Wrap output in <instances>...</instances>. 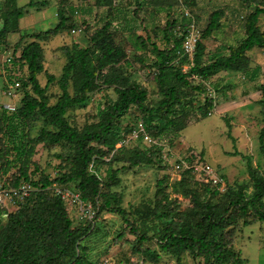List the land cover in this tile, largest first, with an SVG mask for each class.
I'll use <instances>...</instances> for the list:
<instances>
[{
	"label": "trees",
	"instance_id": "obj_1",
	"mask_svg": "<svg viewBox=\"0 0 264 264\" xmlns=\"http://www.w3.org/2000/svg\"><path fill=\"white\" fill-rule=\"evenodd\" d=\"M240 1L254 4L245 22V36L238 44L228 46V53L216 52L203 62L206 52L203 39L221 29L222 18L225 16L223 9H216L196 42L192 66L187 72L178 68L175 62L181 55L188 56L184 52L183 43L189 34L191 18L184 15L188 22L180 24L178 32L175 30L178 20L172 17L167 21L164 27L166 45L163 48L155 42L152 45L155 59L151 67L157 69V80L163 95L154 106L148 104V89L128 74L127 68L132 63L126 49L116 41L110 22L94 32L91 46L64 47L67 62L58 80L62 93L55 104H50L47 93L50 84L55 81V75H48L45 86L39 81V75L45 70L44 49L40 40L58 34L65 28L68 18L60 14V22L55 27L32 35L35 40L23 46L20 56L14 51L12 55L17 58L14 62L20 65L22 71L21 91L24 89L21 107L16 112L23 119L43 116L47 120V127H42L35 136L22 128L18 135L17 130L12 127L14 112L0 110V179L16 168L11 186H18L22 180H27L38 187L26 200L24 209L10 214L7 225L0 222V264H57L63 260L64 264H97L90 258L88 246L81 241L94 222H90L88 226L74 227L66 203L48 189L53 183L64 186L76 183L82 199L93 205L97 215L104 211L121 215L138 235L140 242L152 239L148 231L155 230L160 248L176 256L178 264L183 252L203 257L205 264H245L240 252L235 251L229 243L228 228L236 220L232 208H237L245 217V225L250 224L252 219L264 221V169L254 167L251 158L238 149L235 148L231 155L247 158L252 192L248 193L243 186L228 190L227 183L228 188L224 192L227 200L222 204L215 203L207 194L215 197L221 195L220 191L210 184H201L205 191L202 196L197 189L191 188L190 179H194L192 170L185 169L181 180L173 184L172 188L177 193L191 194L193 207L179 213V218L169 208L161 210L160 203L145 202L132 206L130 210L122 207L121 193L102 190L103 185L110 188L119 183L118 170L110 168L107 172L108 180L100 176L101 166L106 163L104 158L117 149L122 133H129L135 127L130 124L123 127L121 124L122 118L133 106L142 112L139 120H144L147 130L154 137L161 138L170 131L180 132L188 125L187 105L193 106L195 102L188 89L203 90L201 85L192 84L191 77L208 80L222 71H243L249 67L248 52L255 47L264 46V30L259 24L260 17L264 14V0ZM182 2L185 7L198 4L197 0ZM48 4V0H29L24 6H19L17 0H4L0 12V45L9 34L20 31V20L26 15V9L46 7ZM24 36L26 35H22L23 38ZM142 47H148L144 41ZM139 60L144 61L142 57ZM4 66L3 63V69ZM30 84L33 94L28 91ZM103 86L114 87L116 98H109L105 105L99 107L96 121L87 123L82 128L72 125L66 117L68 110L86 103L90 94L101 90ZM71 87L73 91L70 90ZM261 92L264 123V83ZM215 103L213 97H205L197 107L201 112V119L213 114ZM5 130L8 132L7 136ZM61 142L69 144L75 150V154L65 164L66 171L54 179L44 177L40 180L41 183L33 181L30 166L35 164L33 158L36 146L39 143L54 145ZM259 142L264 155V124L260 130ZM133 145L140 148L135 149V158L131 159L133 165L153 162L154 145L149 148ZM220 175L225 178L223 173ZM164 184L165 180H160V186ZM157 199H168L164 188L160 187ZM131 215H135L136 220L144 227L135 225ZM156 221L159 223H155ZM149 223L154 225L151 227ZM122 235L123 233L120 236Z\"/></svg>",
	"mask_w": 264,
	"mask_h": 264
},
{
	"label": "rangeland",
	"instance_id": "obj_2",
	"mask_svg": "<svg viewBox=\"0 0 264 264\" xmlns=\"http://www.w3.org/2000/svg\"><path fill=\"white\" fill-rule=\"evenodd\" d=\"M17 1L19 6H24L29 0ZM197 1L196 6L185 7L182 0H48L46 7L26 9V15L20 20L23 25L20 31L9 34V38L0 45V103L12 101L3 94L7 76L2 66L6 55L15 51V54L20 56L23 46L35 40L32 35L55 27L60 22V14H63L68 18L65 28L48 39L40 40L44 49L45 70L39 75V81L45 86L49 74L56 77L47 92L50 104H55L62 93L58 80L67 62L64 47L91 46L94 32L110 22L116 41L126 49L132 63L127 68L128 74L148 89V104L156 105L163 95L157 80V69L151 67L155 59L152 45L154 42L161 48L166 45L164 27L168 20L172 17L178 20L175 28L178 32L182 23L191 18L184 16L185 10H189L195 19V34L200 38L212 12L220 8L225 11L221 29L203 39L206 45L203 62L216 52L228 53V46L238 44L245 36V22L254 8L253 3L249 5L240 0ZM3 3L4 0H0V12ZM259 24L264 30V14L261 15ZM1 26L0 19V28ZM74 28L82 30L76 34L73 33ZM22 35L26 36L23 38ZM142 41L147 44V48L142 47ZM193 54L194 52L188 56L181 55L175 62L176 66L187 72L192 66ZM248 55L250 64L243 71H222L208 80L195 76L190 78L193 85H201L203 90L188 89L189 95L195 98L193 106L187 105L186 108L188 125L180 132L170 131L161 137L159 144L152 148L155 149L152 163L133 165L131 159L135 158V149L140 148L133 144L120 146L117 143V149L104 158L106 163L101 166L100 176L108 180L107 172L112 168L118 170L117 177L120 180L110 188L103 185L102 190L121 193V206L128 210L145 202L160 203L161 210L169 208L173 210L175 217L179 218V213L193 207V198L191 194L173 191L172 185L180 181L184 173V167L177 169L175 165L178 159L198 152L224 174L229 183L228 190L243 186L251 193L253 186L247 158L231 155L236 148L251 158L254 167L264 169V155L259 142L260 130L264 124L260 103L261 87L264 83V46L255 47ZM140 57L144 61L139 60ZM70 90L73 91V88ZM28 91L34 93L32 84L28 86ZM21 94L23 97V88ZM207 95L213 97L216 103L213 114L201 119V112L197 107ZM116 96L114 87L103 86L101 90L90 94L86 103L70 108L66 117L72 125L82 128L85 124L96 121L99 107L105 105L109 98ZM141 117L142 112L133 106L122 118L121 124L123 127L129 124L134 127ZM13 118L12 127L17 130L18 135L21 134L22 128L31 136H35L42 127H47V120L43 116L23 119L19 112H14ZM5 133L7 136L6 130ZM124 134L127 133L123 132L122 136ZM138 145L143 148L153 146L144 142ZM74 154L75 150L65 142L54 145L39 143L33 158L35 164L30 166L32 180L41 183L40 180L44 177L54 179L59 176L66 171L65 164ZM16 171L17 169L13 168L5 174L0 179V186H9ZM163 179L165 184L160 186V180ZM195 179H190L191 188L197 189L204 196V186L201 185L203 182L199 183ZM34 187L38 188L35 185ZM67 187L78 191L76 183ZM160 187L164 188L168 199L158 201L157 193ZM207 197L218 204L227 200L226 193L215 197L207 194ZM27 199L18 200L8 208L0 209V222L7 225L10 214L24 209ZM99 200L101 201V198ZM66 205L74 227L90 224L91 220L82 217L78 207ZM232 211L236 217L234 225L228 228L232 248L240 252L245 264H264V221L252 219L250 224L245 225V217L238 209L232 208ZM136 219L135 215H131L135 225L143 228V224ZM93 222L89 233L83 235L81 241L88 246L90 258L97 264H103L107 259L114 264H178L176 256L160 248L155 237L156 231L153 229L148 231L152 239L140 242L138 235L131 230L121 215L104 211L96 214ZM148 225L152 227L154 224ZM64 262L63 260L57 264ZM179 264H205V259L183 252Z\"/></svg>",
	"mask_w": 264,
	"mask_h": 264
},
{
	"label": "built area",
	"instance_id": "obj_3",
	"mask_svg": "<svg viewBox=\"0 0 264 264\" xmlns=\"http://www.w3.org/2000/svg\"><path fill=\"white\" fill-rule=\"evenodd\" d=\"M185 15L191 17V24L189 25V34L187 35L183 48L184 52L191 55L195 50V45L199 39L195 34V19L189 10H185ZM193 18V19H192ZM82 29L74 28L73 33H80ZM10 52L4 60V74L7 76L6 84L3 90V94L11 98V102L0 103V110H8L9 112H16L21 107L22 94H21V76L22 71L19 64H15L17 59ZM19 56V55H18ZM161 138L154 137L146 127L143 119L139 120L136 126L127 134H124L118 144L120 146L129 144H139L144 142L150 145L159 144ZM186 158L178 159L175 167L177 169L184 167L185 169H191L193 177L196 181L203 182V184H210L216 187L221 193L226 192L228 184L224 177L220 175V172L212 166L208 160H206L198 152H192ZM53 194L60 196L66 204L72 207H78L81 211V216L86 217L93 222L96 211L91 203H88L82 199L79 191H73L70 187L53 183L49 188ZM37 188L33 183L27 180H22L18 186H0V209L8 208L10 205L15 204L18 200H25L30 197ZM103 264H114L110 260H105Z\"/></svg>",
	"mask_w": 264,
	"mask_h": 264
},
{
	"label": "crops",
	"instance_id": "obj_4",
	"mask_svg": "<svg viewBox=\"0 0 264 264\" xmlns=\"http://www.w3.org/2000/svg\"><path fill=\"white\" fill-rule=\"evenodd\" d=\"M22 26H23V25H22V22H20V27L22 28ZM8 38H9V37H8Z\"/></svg>",
	"mask_w": 264,
	"mask_h": 264
}]
</instances>
